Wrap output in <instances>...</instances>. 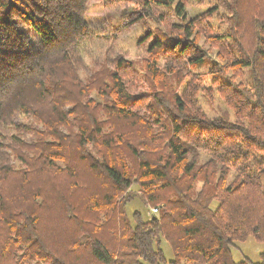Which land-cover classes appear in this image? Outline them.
I'll return each instance as SVG.
<instances>
[{
	"label": "clouds",
	"instance_id": "9594fccd",
	"mask_svg": "<svg viewBox=\"0 0 264 264\" xmlns=\"http://www.w3.org/2000/svg\"><path fill=\"white\" fill-rule=\"evenodd\" d=\"M0 264H264V0H0Z\"/></svg>",
	"mask_w": 264,
	"mask_h": 264
}]
</instances>
